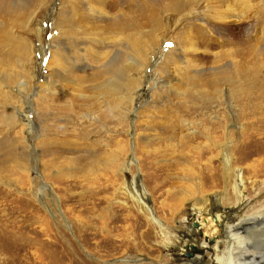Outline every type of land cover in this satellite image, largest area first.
Returning <instances> with one entry per match:
<instances>
[{"label":"rangeland","instance_id":"rangeland-1","mask_svg":"<svg viewBox=\"0 0 264 264\" xmlns=\"http://www.w3.org/2000/svg\"><path fill=\"white\" fill-rule=\"evenodd\" d=\"M27 1L0 4V264H182L191 228L212 246L213 208L264 209V152L240 146L245 121L264 117V0H246L240 21L244 0L222 18L217 0ZM120 13L137 30L126 17L114 28ZM131 38L134 89L122 94L133 103L115 113L104 68ZM237 60L249 70L242 97L240 81H221ZM232 148L240 201L225 199Z\"/></svg>","mask_w":264,"mask_h":264},{"label":"bare ground","instance_id":"bare-ground-1","mask_svg":"<svg viewBox=\"0 0 264 264\" xmlns=\"http://www.w3.org/2000/svg\"><path fill=\"white\" fill-rule=\"evenodd\" d=\"M67 1L68 0H66V2ZM217 1H220V4L216 9H220V10L215 11V17L216 18H222V17L228 16V14L232 12V10H230V8H231L230 7V3H231L230 0H217ZM247 2H246V0H244V3H237L236 4L237 8L240 7L239 8L240 11L237 10L238 13L234 14V15H236V19L238 21L245 20L247 18L246 13H247L248 7H249L248 4L252 5L251 3H249V2L247 3ZM1 3L4 4L5 0H0V4ZM177 3H178V0H175V1H172L170 3V5L172 7H174L177 5ZM29 5H30L29 1L20 0V2L17 4V7L18 8H24V7H28ZM231 5H232V3H231ZM67 7H68V5L63 4L62 9L60 8L59 12L61 14V18L65 17V14L67 15V17L64 18L66 20L65 23H71V21L73 20L72 16L70 15L72 10L70 8L67 9ZM260 9L262 10V8H260ZM262 15H263V13H262ZM122 17H126L127 19H130L128 29L137 30L134 17L129 16L125 13H120L115 18H113V17L109 18L110 22L113 21L112 24L115 26L114 28H117L120 30V19ZM230 17H232V16L230 15ZM258 21H259V19L257 20V22ZM256 23H252L247 27V29L244 33L246 36H248L249 33L252 32L251 28L256 30V28H255ZM258 28H259V30H261L260 32L262 34H264V24H262V26H258ZM127 41L130 42V43L128 42L130 46H125L126 50H122L119 55L117 54L118 56L113 61H109L104 68V72L109 75L108 80L105 82V87L107 88V93L110 92L115 97V103L113 105L115 113H116V106L120 103L119 100H122V99L125 100L126 101L125 103L130 104V106H132V103H133V96L129 95V97H124L125 95L123 96V94H122L125 91L129 92V91H133V89H134V88H132V90H130L131 79L128 77L130 71L133 68L132 67L128 68V65L125 64L127 62H124V60L126 58H128L127 60L131 59L130 57H127V55L130 52V50L133 49L134 43L132 42V38L127 40ZM118 45H120V44H118ZM116 47H117V45H116ZM123 47H122V49H124ZM25 48H27V47L25 46ZM25 48H23V49H25ZM28 54H29V52H28ZM168 56H169V54H168ZM242 63L238 60H237V64L235 61L227 62L221 70V72L223 73L221 81L223 83H225V85H229V86L235 85L236 86L237 82L240 81V83H238L240 86V89H239L240 94L238 95V97H242L244 95V93L247 92V91H245L246 89L244 90V88L242 87L246 84V83H243L242 79H244V80L247 79L249 70L247 69V67H244V65ZM133 67H135V66H133ZM241 70H242V72H241ZM243 71H245V72H243ZM237 91H238V89H237ZM221 94H222V90H221ZM235 94L236 93L233 90H231L230 95L225 96V97L222 96L223 98L220 96L221 97L220 99L225 100L227 102L228 101L232 102V100H234ZM246 95H247V93H246ZM237 101H238V99H237ZM259 106H261V105H259ZM257 108L258 107L256 106V110H257ZM242 111H243L242 113L244 115L247 114L246 109H243ZM129 113H130L129 115H131V110L129 111ZM129 115H128V117H129ZM259 115H261V114H259ZM117 117L118 118H116V120H119L120 119L119 113H118ZM243 117H245V116H243ZM229 119H231V118H229ZM250 119H251V117H250ZM246 124L248 125V128H246L247 130L245 128L243 130L244 132L242 133L243 135H242V138L240 139V143H241L240 146H242V148L250 149L251 151H254V152H260V151L264 152V129H262L264 126V117L259 116L258 118H256L255 120H251L250 122L245 121L244 125H246ZM228 131L229 130L225 128L224 134ZM224 138L225 139H232V137L229 135H226V137H224ZM225 142H227V141H225ZM225 142H223L222 145H224ZM222 150L226 152L227 149L226 150L222 149ZM232 150H233V148L231 149L229 154L227 153L228 155L226 154L227 155L226 161H225L226 171H225L224 175L222 176V178L224 177L226 185H227V187H226L227 190L225 193V199H231L232 198L234 200L240 201L242 191L237 190L236 184L233 186V183L232 184L230 183V176L232 175L233 168L230 165L229 158L231 157L230 154H231ZM254 172H256V169L254 170ZM256 183H257V179H255V184ZM230 186H232V188ZM142 188H143V186H142ZM228 188H230V189H228ZM232 189H233V192H231ZM193 191H195V190L189 189L187 191V193L184 192L186 194L185 195L186 199L184 200V204L191 199L192 195L196 196V192H193ZM188 194L189 195L191 194V195L188 196ZM205 199H203V200H205ZM139 200H140L139 203L141 205L140 206L141 208L147 209L150 206V202L149 203L146 202L148 204V206H146L144 201H142L140 198H139ZM196 200H198V199L196 198ZM222 209H223L222 206H219V208L215 207V209L213 208L212 210L214 211V213H210V215H212L213 219H215V220L212 219V222H214V223L212 224V223H210V220H208L209 225H205L206 231L212 230L214 233V234H212V236H214L215 241L212 242L211 247L206 246L204 244V241H202V243L199 244L198 246H196L198 243L195 245L196 241L199 240L198 239L199 236L198 237L196 236V234L199 232L198 228H197L196 232L194 231L193 228H191L189 230V232H185L184 234H182V237H184V238L187 237L188 239L192 240L194 242L193 245H195L200 251V252L194 254L193 257L184 259V262H182V264H206L204 262H205V258L207 257V254H206L207 251L209 253L208 256H210V258L212 259L213 264H262V263H260V261L264 262V243H262L260 245V242L262 241V238L264 236L263 235L264 234V226L257 227L259 224L254 226L251 222L254 220H258L259 218L263 219L264 218V209L260 210V212H257L255 214L253 213L254 215L252 214V216H249L250 214L244 213L245 211L239 212V213H237V212L231 213V212H229V210L225 211L224 209L223 210ZM232 220H233V222H231ZM162 228H163V226H162ZM206 233H209V231L205 232V234H203V236H206L207 235ZM201 240H204V239H201ZM190 245L185 246V248L190 247ZM195 246H193V249L197 250L195 248ZM261 246H263V247H261ZM209 249H210V251H209Z\"/></svg>","mask_w":264,"mask_h":264},{"label":"flooded vegetation","instance_id":"flooded-vegetation-1","mask_svg":"<svg viewBox=\"0 0 264 264\" xmlns=\"http://www.w3.org/2000/svg\"><path fill=\"white\" fill-rule=\"evenodd\" d=\"M194 223H195V222H194ZM194 226H195V225H194ZM198 229H199V228H198ZM213 241H215L214 238H213ZM213 241H212V242H213ZM193 246H195V245H191V246H190V248H192V250H189V251L187 250L186 252H184V250H182V252H183L182 255H184V253L186 254L187 252H190V253H191V256L193 257L194 254L200 252L199 249H198L196 246H195V248H196L197 250L193 249ZM191 256H184V257L186 258V257H191ZM212 263H213V262H212Z\"/></svg>","mask_w":264,"mask_h":264},{"label":"water","instance_id":"water-1","mask_svg":"<svg viewBox=\"0 0 264 264\" xmlns=\"http://www.w3.org/2000/svg\"><path fill=\"white\" fill-rule=\"evenodd\" d=\"M184 256H191L190 252H187L186 254L184 253Z\"/></svg>","mask_w":264,"mask_h":264}]
</instances>
